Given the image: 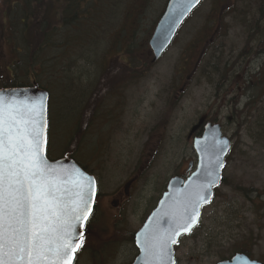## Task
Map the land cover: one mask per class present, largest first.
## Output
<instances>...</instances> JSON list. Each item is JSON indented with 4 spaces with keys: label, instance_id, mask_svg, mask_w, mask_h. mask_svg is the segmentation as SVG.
<instances>
[{
    "label": "rangeland",
    "instance_id": "obj_1",
    "mask_svg": "<svg viewBox=\"0 0 264 264\" xmlns=\"http://www.w3.org/2000/svg\"><path fill=\"white\" fill-rule=\"evenodd\" d=\"M74 1H84L85 5L80 10L83 19H78L80 34H95L90 43L88 39L84 46L76 45L65 57V84L69 82L72 89L65 99L67 112L56 116L60 113L57 103L65 95L57 92L53 79L49 84L54 119L48 154L52 159L73 155L90 164L100 180L98 217L75 264H132L137 251L130 233L141 227L182 162L194 157L193 140L187 138L190 128L213 105L217 107L214 112L221 111L225 126L228 122L225 131L232 135V148L215 200L204 207L193 235L185 236L176 248L178 264H216L246 247L254 258L264 260V97L258 106L249 108L241 102L237 115L233 107L222 103V96L210 99L229 58L248 50L246 25L264 24V13H260L264 0H204L184 23L174 44L154 64L148 43L168 0ZM48 2L43 0V4ZM62 2L54 6L61 14L67 0ZM9 4L10 0H0L2 80L10 77L7 66L14 57L10 16L5 15ZM219 20L223 23L212 38ZM117 34H123L119 45L114 43ZM132 35L136 39L133 51L122 52ZM200 53L202 58L192 70L193 58ZM188 74L190 78H186ZM46 78L43 75L40 81L46 83ZM262 81L264 93V75ZM167 86L170 89L164 92ZM184 86L181 98L178 89ZM110 87L123 90L126 96L121 97L126 107L112 116L113 96L107 97ZM95 88H99L96 93ZM104 91L108 93L102 99ZM88 109L92 115H87ZM72 115L79 117V124L72 126L76 130L67 127L75 121ZM229 116L234 117L233 122L228 121ZM68 130L71 139L65 135ZM130 178H136L135 186L119 205L113 195L117 190L124 194L122 188Z\"/></svg>",
    "mask_w": 264,
    "mask_h": 264
},
{
    "label": "snow or ice",
    "instance_id": "obj_2",
    "mask_svg": "<svg viewBox=\"0 0 264 264\" xmlns=\"http://www.w3.org/2000/svg\"><path fill=\"white\" fill-rule=\"evenodd\" d=\"M47 110L43 96H0V264H72L83 244L94 181L77 168L49 163ZM203 192L172 214L168 230L141 242L145 264H174L171 245L197 222L199 206L208 202Z\"/></svg>",
    "mask_w": 264,
    "mask_h": 264
},
{
    "label": "trees",
    "instance_id": "obj_3",
    "mask_svg": "<svg viewBox=\"0 0 264 264\" xmlns=\"http://www.w3.org/2000/svg\"><path fill=\"white\" fill-rule=\"evenodd\" d=\"M47 1H49L47 4H43V0H10L8 11H6L5 15L7 16L9 14L10 16V18H8L10 21L9 29L11 31L9 39H11L10 42L13 49L12 55L14 57L10 65L7 66V73L10 74V77L6 78V80L0 78V89L27 86L36 82L51 93L49 84H53L51 80L53 79L54 81V77H58L59 84H56L55 89H57V92L61 90L65 95V97L57 103V105H60V113H55L56 116H58L63 110H65V112L68 111L65 106V104H67L65 99L72 93V89L68 86L69 82L67 85L65 84L67 81L63 73V68L66 66L65 57L70 52L76 50V45L84 46V41L88 39L90 43L95 33L93 35L80 34L81 31L79 28L81 23L78 19L81 18L82 13H80V10L85 6L83 4L84 1L67 0L63 5L65 10L62 14L58 9H54V6L57 7V5L60 6V3H63L62 0ZM93 2H95V0ZM86 3H89V0ZM261 11L264 13L263 8ZM4 24L6 25L5 21H3V25ZM76 31L77 33L74 34ZM1 32L2 30L0 28V46L3 44ZM6 33H8V27L3 34L4 40ZM115 39H117V41L114 43L119 45L123 42V34H117ZM129 41L122 49V52L133 51L134 46L132 45L136 41L134 35H132L131 39L129 38ZM112 48L113 51H115L113 46ZM119 48L120 47L116 50ZM55 49L59 50L58 54L54 53ZM103 62H106V58L103 59ZM43 75L47 76L46 83L40 81L43 79ZM59 75L63 78V81L60 79ZM45 84L48 85L45 86ZM53 119L54 112L52 111L50 101V127L52 126ZM72 119H75V121L72 122V124H67V127H70L69 130L73 128L72 126L74 124L78 123L79 117L72 115ZM56 121L58 122L57 118ZM73 129L76 130L77 127ZM69 130L65 132V135L71 139L72 132Z\"/></svg>",
    "mask_w": 264,
    "mask_h": 264
},
{
    "label": "water",
    "instance_id": "obj_4",
    "mask_svg": "<svg viewBox=\"0 0 264 264\" xmlns=\"http://www.w3.org/2000/svg\"><path fill=\"white\" fill-rule=\"evenodd\" d=\"M202 2L196 3V0H169L163 15L161 16L156 29L150 39V47L154 55L153 61H157L165 50L169 47L172 40L174 39L177 31L184 23V21L189 17V15L195 10L197 6ZM0 96L3 97H16L20 100H31L38 97H45L46 103L49 109V92L37 84L33 86L17 87L0 89ZM47 124H48V110L46 114ZM49 125V124H48ZM193 129L192 131H194ZM48 136V127H47ZM195 149L199 155V165L197 170L187 179L186 182L181 178H172L168 184L167 191L162 196L157 208L150 214L146 223L142 229L136 234L135 240L139 248L140 255L138 256L134 264H145V254L141 248V242L146 238H151L154 234L163 233L168 230L172 224V214L180 213L188 205V197L193 195L195 191L204 189L203 194L207 199V203H204L198 208V218L197 222L193 225L192 229L198 224L201 209L204 205L208 204L213 198V189L218 186L222 180V167L225 162V156L227 155L230 147L229 140L226 138H221V133L218 128H208L206 134L201 139H196L194 142ZM48 149L46 151V156L50 164L53 167L58 168L63 165L64 168H77L83 172L86 176L91 177L94 181L95 195L92 197V212L94 209L97 185L95 178L87 174L83 168L75 162L74 159L66 156L60 159L51 160L47 155ZM218 157V159H217ZM209 171L212 175H208ZM210 180L215 182L208 187ZM91 212V214H92ZM167 214V215H166ZM91 216V215H90ZM89 216V217H90ZM191 229V230H192ZM77 231H81L77 229ZM83 236L85 229L83 228ZM191 232V231H190ZM188 232V233H190ZM188 233H182L179 238ZM174 245V244H173ZM173 245H171L172 259L175 264V257L173 253ZM79 251V250H78ZM77 251V252H78ZM72 261L74 264L76 259ZM217 264H264L256 260H252L246 254H236L231 260H223Z\"/></svg>",
    "mask_w": 264,
    "mask_h": 264
},
{
    "label": "flooded vegetation",
    "instance_id": "obj_5",
    "mask_svg": "<svg viewBox=\"0 0 264 264\" xmlns=\"http://www.w3.org/2000/svg\"><path fill=\"white\" fill-rule=\"evenodd\" d=\"M222 23L223 22L221 20H219L214 25L215 30L213 31L214 35H212V38L213 37L215 38V35L217 32H219V27L221 26ZM259 23L260 22H257L255 25H246V28L248 30L245 33H246V37L249 38L248 50L245 51L244 53L239 52L238 54L233 55L232 58H229L228 68L225 70L224 73H222L220 76H218L219 79L215 83V84H217L215 87V93L216 94H215V96L210 98V99L218 100V97L222 96L221 97L222 103H227V105H230L231 107H233L234 113L236 115L239 113L238 108H239V105L241 102L243 103V106L249 108V106H258L264 97V93H262V90H263V81L262 80H263V75H264V60H263V56H264V35H261L262 29H259ZM252 38H254L253 42L251 41ZM250 43H251V45H250ZM202 55L203 54L200 53L199 57L193 58L195 60L192 61V64H193L192 70L195 68L197 62H199V60H201ZM116 75H118V74L117 73L113 74V76H116ZM190 76H191V74H188L186 76V78H190ZM184 84H186V82H184ZM186 86H187V84H186ZM186 86L178 89V92L180 93V95H182L181 98L184 96L183 93L186 92ZM169 89L170 88L167 86V88L164 90V92L169 91ZM98 90H99V88H95V93ZM174 90L177 91V89H174ZM108 92H107L108 98H111L113 96V106L114 107L112 108V110L109 111V115L112 116L116 111H120L121 108L126 107V105L124 106L125 101L121 102V97L123 96V98L126 99V96H125V92L121 89H112L110 87V90H108ZM121 92H123L124 94L122 95ZM221 92L223 93V95L221 94ZM107 93H105V91L103 92L102 99H103L104 95ZM158 95H159V93L157 94V96ZM100 97H101V94H100ZM214 108L215 109L217 108L216 105H213V109H209L207 112H203L200 114V116L198 117L197 123H194L190 128V131L193 128H195V130H194L193 134H191V135H190V131H189V134L187 137L188 140L194 141L195 139H200L205 135L208 128L216 127V130H218V128L221 130L223 137H228L230 139V141H232V139H233L232 135L227 134V132L225 131L228 122L226 123V126H225L223 121H221L222 119H220L221 116L219 115V112L221 113V111L214 112ZM231 111H233V110L231 109ZM236 115H235V118H236ZM226 118L228 119L229 122L230 121L233 122V118H234L233 116H229ZM111 120L115 121L116 119L114 118ZM229 154L226 156V162L228 161ZM82 165L89 174L93 175L96 178L97 184L99 186L100 180H99V176L97 175V171L94 168H92L90 164H83L82 163ZM197 165H198V156L194 150V157L192 159H189L186 162L183 161L182 164L180 165V167L178 168V171L173 176H179V177L187 178L196 169ZM96 166L98 168V165H96ZM135 181H136V178H130L129 180L126 181V183L124 184V187L122 188L124 194L122 193L121 190H117L115 192V194L113 196H116L118 198L115 201L116 203H118L119 205L120 204L122 205L123 202L125 201V198H127L131 195V190L135 186ZM166 187H165V190H166ZM99 197H97V203L95 205L93 215L87 223L84 241H86L88 234L91 233V230H92L91 225L93 222L92 220L94 218L97 219V217H98V205L97 204H98V198ZM145 220H144V222H145ZM136 231H134V232L132 231L130 233V236H131L130 242H132V244H134L136 251H137V254L135 255L134 258H136L137 255L139 254V250H138L136 243H135ZM127 235H129V234H127ZM192 235H193V232L191 234L187 235L186 237H189ZM184 237L185 236H183L179 240V242L174 246L176 264H178V262H179L178 257L176 255L178 250H176V248L181 243V241ZM242 250L243 251L235 250L230 255L229 258H231L233 255H235L239 252H241V253L244 252V253L250 255L251 258H254L252 255L251 249L246 247L245 249H242ZM257 260H259V259H257ZM259 261L264 262V260H259Z\"/></svg>",
    "mask_w": 264,
    "mask_h": 264
},
{
    "label": "bare ground",
    "instance_id": "obj_6",
    "mask_svg": "<svg viewBox=\"0 0 264 264\" xmlns=\"http://www.w3.org/2000/svg\"><path fill=\"white\" fill-rule=\"evenodd\" d=\"M261 14H263V12L261 11L260 12ZM264 16V15H263ZM264 24L262 25V24H259V29H262L261 31V35H264ZM263 60H264V56H263ZM54 81L56 82L55 84H59L58 82V77H55V79H54ZM87 111H89V112H87V115H92V111H90L89 109L87 110Z\"/></svg>",
    "mask_w": 264,
    "mask_h": 264
}]
</instances>
